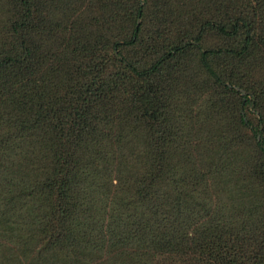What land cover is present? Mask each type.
<instances>
[{"label": "trees", "instance_id": "1", "mask_svg": "<svg viewBox=\"0 0 264 264\" xmlns=\"http://www.w3.org/2000/svg\"><path fill=\"white\" fill-rule=\"evenodd\" d=\"M0 264H264V0H0Z\"/></svg>", "mask_w": 264, "mask_h": 264}, {"label": "rangeland", "instance_id": "2", "mask_svg": "<svg viewBox=\"0 0 264 264\" xmlns=\"http://www.w3.org/2000/svg\"><path fill=\"white\" fill-rule=\"evenodd\" d=\"M215 44H217V46H219V42H216V40H215Z\"/></svg>", "mask_w": 264, "mask_h": 264}]
</instances>
